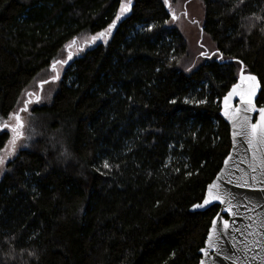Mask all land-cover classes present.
<instances>
[{
	"label": "trees",
	"instance_id": "obj_1",
	"mask_svg": "<svg viewBox=\"0 0 264 264\" xmlns=\"http://www.w3.org/2000/svg\"><path fill=\"white\" fill-rule=\"evenodd\" d=\"M178 1L132 0L116 20L122 0H0L3 117L68 43L108 37L27 116L32 142L0 180V264H200L220 207L190 209L231 149L222 98L243 70L264 105V0H201L214 47L198 53L171 23Z\"/></svg>",
	"mask_w": 264,
	"mask_h": 264
},
{
	"label": "water",
	"instance_id": "obj_2",
	"mask_svg": "<svg viewBox=\"0 0 264 264\" xmlns=\"http://www.w3.org/2000/svg\"><path fill=\"white\" fill-rule=\"evenodd\" d=\"M243 75H255L253 73H240ZM240 83V78L236 84ZM235 84V85H236ZM221 101L220 115L230 127L231 149L224 160L221 170L214 180L207 186L205 196L200 203L203 204L207 197L208 188L212 184L220 185V190L225 193H231V205L220 204L213 201L211 204L201 208L193 205L191 212L202 213L213 206L218 205L219 211L214 217L216 220L215 227L218 229L213 233V222L209 229L201 261L204 264H264V145L248 143L249 137L244 135V130L240 127L239 121L233 123L225 115V97ZM262 91V85L257 89L253 97V103L256 106L254 112H240L239 120H243L245 115L248 116V122L256 123L259 119V109L264 108L258 105V99ZM230 111L235 114L237 110L245 108L239 97H233L229 102ZM255 168V171H253ZM226 207L232 208V214L225 211ZM223 217L230 222V229L222 228ZM213 219V220H214ZM209 236H213V246L209 247ZM205 251L207 255H205ZM200 261V264H201Z\"/></svg>",
	"mask_w": 264,
	"mask_h": 264
},
{
	"label": "rangeland",
	"instance_id": "obj_3",
	"mask_svg": "<svg viewBox=\"0 0 264 264\" xmlns=\"http://www.w3.org/2000/svg\"><path fill=\"white\" fill-rule=\"evenodd\" d=\"M123 3H127V0H122ZM174 14L176 15V19L171 21V23L176 24L184 36L189 40L190 49L193 53H198L200 51V42L203 41L210 48H213L214 45L212 42L201 35L200 25L203 24L204 14H203V5L201 0H179L174 7ZM179 15V16H178ZM98 34H90L84 33L79 36L78 39L74 40L75 43H68L59 53L58 57L51 63L50 66L43 69L36 78L30 83V85L24 90L22 93L18 105L15 110L10 113L7 117H3L0 115V125L3 123H8L9 125H15L16 121L12 118L13 114L18 113L24 123L26 128L27 116L30 110L36 105H44L51 104L53 102V98L57 91L59 90L60 83L63 80L64 74L74 59H76L81 53L88 49L93 44H96L100 41L106 43L108 37L97 38L93 41V37H97ZM72 45L69 47V45ZM71 55V59L68 57ZM57 61H63L64 63H56ZM55 65V71L52 70V66ZM59 74V79L54 80L53 77ZM48 81L47 83H44ZM42 85V87H41ZM28 93H33L34 95L29 96ZM37 97H39V102H37ZM31 101V102H29ZM27 107V111H21V109ZM24 128V138L20 139L17 142L16 152L14 155H10L11 145L9 141L12 138V133L8 128H4L0 130V136L3 133H7L9 135V139L7 142L0 140V158H2L5 162L0 164V180L2 174L6 170V166L9 161L17 156L18 151L23 147L26 140L28 142H32V128L33 126L27 127V131L25 132ZM3 145V146H2ZM2 146V147H1Z\"/></svg>",
	"mask_w": 264,
	"mask_h": 264
},
{
	"label": "snow or ice",
	"instance_id": "obj_4",
	"mask_svg": "<svg viewBox=\"0 0 264 264\" xmlns=\"http://www.w3.org/2000/svg\"><path fill=\"white\" fill-rule=\"evenodd\" d=\"M243 2V0H241ZM164 3L166 5L169 4V0H164ZM131 4L132 0H127V3H121L120 7V15L116 17V20H119L120 17L131 10ZM173 19H176L175 14L173 13ZM115 27V24L110 25L109 29L107 30L108 33L111 32V29ZM105 33L98 34L97 37H93V41H95L97 38H103ZM75 41L72 42L74 44ZM72 45L70 44L69 47ZM72 57L69 55L68 59L70 60ZM56 63H64L63 61H57ZM52 70L55 71V65L52 66ZM54 80L59 79V74L57 73L56 76L53 77ZM48 81H45L44 83H47ZM42 87V85H41ZM260 87V82L257 80V77L255 75H243L240 76V83L234 85L232 90L228 93V96L225 97V111L224 115L229 119L232 120L233 123H236L239 121L240 127L244 130V135L248 136V143L252 144L253 146L256 145H264V108L259 109V119L256 123H249L248 122V116L245 115L243 117V120H239L240 112H254L256 111V106L253 103V97L256 95L257 89ZM29 96L34 95L33 93H28ZM239 97L240 102L245 105V108L242 110H237L235 114H233L230 111L231 105L230 101L233 97ZM31 102V101H29ZM37 102H39V97H37ZM175 103V101H172ZM187 102V101H186ZM21 111H27V107L21 109ZM12 118L16 121L15 125H9L8 123H3L0 125V130H3L4 128H8L9 131L13 134L11 140L9 141V144L11 145L10 155H14L16 152V146L17 142L20 139L24 138V128L25 123L22 119V117L16 113L12 115ZM27 145H24L26 147ZM5 161L0 158V164H3ZM105 168L109 167L108 162H105L103 165ZM253 171H255V168H253ZM264 191V189H261ZM231 193H225L220 190V185L218 184H212L208 188L207 197L204 199L203 204H197L194 207L201 208L205 205L211 204L213 201H218L220 204H227L231 205L232 200L230 199ZM225 211L229 214H232V208L226 207ZM219 219L222 220V228L224 230L230 229V222L227 219H224L223 217H220ZM213 233H216L218 229L215 227L216 220H213ZM213 236H209V247L213 246ZM202 251H204L202 249ZM205 255H207V252L205 251ZM201 264H204L203 261H201Z\"/></svg>",
	"mask_w": 264,
	"mask_h": 264
}]
</instances>
